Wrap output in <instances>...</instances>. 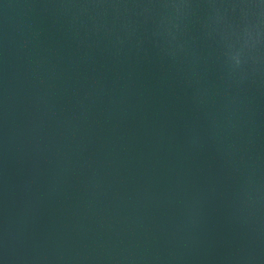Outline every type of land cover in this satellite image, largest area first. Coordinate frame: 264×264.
<instances>
[{
	"label": "water",
	"instance_id": "obj_1",
	"mask_svg": "<svg viewBox=\"0 0 264 264\" xmlns=\"http://www.w3.org/2000/svg\"><path fill=\"white\" fill-rule=\"evenodd\" d=\"M0 264H264V0H0Z\"/></svg>",
	"mask_w": 264,
	"mask_h": 264
}]
</instances>
